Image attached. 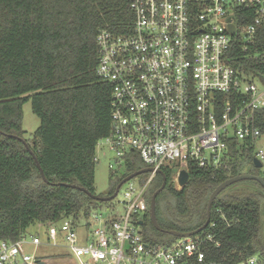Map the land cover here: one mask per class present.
<instances>
[{
    "label": "built area",
    "instance_id": "2783aa9c",
    "mask_svg": "<svg viewBox=\"0 0 264 264\" xmlns=\"http://www.w3.org/2000/svg\"><path fill=\"white\" fill-rule=\"evenodd\" d=\"M129 8L127 28L96 35V72L111 89V129L97 147L113 153V171L133 153L152 170L128 181L124 213L106 217L102 208L93 210L83 234L77 221L63 218L50 224L48 240L56 245L64 236L79 264H226L207 258L208 243L221 245L213 233L152 243L141 222L158 171L172 172L173 163L176 188L181 171L229 169L234 149H251L264 166V149L257 147L264 138L258 125L264 111V45L258 43L264 0H129ZM216 213L226 219L221 209ZM215 226L210 220L208 227ZM41 245L35 235L0 240V264H45ZM263 263L254 254L234 264Z\"/></svg>",
    "mask_w": 264,
    "mask_h": 264
},
{
    "label": "trees",
    "instance_id": "16d2710c",
    "mask_svg": "<svg viewBox=\"0 0 264 264\" xmlns=\"http://www.w3.org/2000/svg\"><path fill=\"white\" fill-rule=\"evenodd\" d=\"M132 19L129 0H0V240L20 239L36 222L88 218L108 203L53 184L75 183L96 193L97 144L111 129V89L96 72V35L104 28L121 32ZM258 43L264 45V26L258 31ZM29 101L40 124L27 139L23 105ZM258 125L264 134V111ZM11 135L25 139L50 183L42 179L26 144ZM129 158L122 169L111 173L108 194L127 175L145 167L136 153ZM253 158L251 149H234L229 169L191 170L180 190L174 187L172 173L164 170L167 185L156 201L159 225L178 231L202 226L209 196L219 184L242 173H259ZM162 183L158 175L147 193L148 205ZM169 193L182 221L162 220L161 200ZM211 220L216 226L200 235L213 233L221 245L205 246L209 260L234 264L254 254L264 259V243L256 239L261 224L256 196H218ZM142 221L148 242L166 244L177 238L156 229L149 212Z\"/></svg>",
    "mask_w": 264,
    "mask_h": 264
},
{
    "label": "rangeland",
    "instance_id": "374dc122",
    "mask_svg": "<svg viewBox=\"0 0 264 264\" xmlns=\"http://www.w3.org/2000/svg\"><path fill=\"white\" fill-rule=\"evenodd\" d=\"M40 124L39 118L33 113L31 102H26L23 105V129L25 130V138L30 139L33 133L36 131ZM257 147L264 149V138L260 139L257 143ZM97 156L99 161L96 163L95 167V189L96 193L102 196L108 195L109 187H110V175L113 170L109 168V164L114 162V155L112 152L102 149L101 146L97 147ZM115 167H117L115 165ZM172 172L176 173L178 170L177 164L173 163L169 165ZM260 170V174L264 175V166L262 168H258ZM139 178H135L133 182H138ZM131 182V181H130ZM130 182L124 184L121 191L117 195V197L102 206V214L103 216H112L117 213H124V205L121 201L124 200V195L127 192V188L130 185ZM174 187L176 188V183H174ZM180 190L181 187L176 188ZM170 195V196H169ZM168 197H164L161 200V209H162V220L165 221L176 218L179 221L182 219L175 212V200L169 193ZM221 198H230L236 199L247 196H256L260 200V216H261V224L257 234V240L259 243H264V190L260 185L253 181H243L235 183L225 190L221 192L219 195ZM160 202V198H158V204ZM143 217V215H141ZM88 218L81 216L77 221L78 233H82L84 231V225L88 223ZM58 224L60 223L57 222ZM58 226V225H57ZM50 224L43 222H36L30 225L27 228L26 235L29 238L30 235H35L40 238L42 245L38 249V255L41 256L42 261L45 264H79L76 257L69 251L66 247V241L63 237H59L56 241V245H53L54 242L48 240V229ZM27 249L32 252V246H28Z\"/></svg>",
    "mask_w": 264,
    "mask_h": 264
},
{
    "label": "water",
    "instance_id": "95a60500",
    "mask_svg": "<svg viewBox=\"0 0 264 264\" xmlns=\"http://www.w3.org/2000/svg\"><path fill=\"white\" fill-rule=\"evenodd\" d=\"M232 30H233V27H232ZM11 136L18 138L19 140H21L22 142H24L26 144L27 148L29 149V151L31 152V154L33 155V157H34V159L36 161V164H37V166H38V168L40 170L42 179L45 182L50 183L48 181V179L46 178L45 172H44L43 168L41 167L38 158L36 157V155L34 154V152L31 150V148L29 147V145L25 141V139L24 138H21V137H18V136H15V135H11ZM253 164L257 168H262L263 167L262 162L259 161L257 158H254L253 159ZM151 170H152V168L146 167V168H142V169H140L138 171H135V172L127 175L125 178H123L119 182V184L117 185L114 193L108 194V195H105V196H102V195L93 193V192L89 191L88 189H86L85 187H82V186H80L78 184H75V183H63V182H60V183H56V184H53V185L65 186V187H69V188H73V189L80 190V191L86 193L88 196H90L92 199H94V200H96L98 202H110V201L114 200L117 197V195L119 194V191H120L121 187L126 182L130 181L131 179H133V178H135L137 176H140V175H142L144 173H147V172H149ZM158 172L163 177V183L152 194L151 201H150V204H149V214H150V218H151V221H152V223H153V225L155 226L156 229H158L160 231H163V232H165V233H167L169 235L175 236V237H191V236L197 235V234L201 233L202 231H204L209 226V224H210L211 215H212V207H213V204H214L215 200L221 194V192H223V190H225L229 186H231V185H233L235 183H238V182H243V181H255L260 186H262L264 188V177L262 175H259V174L242 173V174H239V175L230 177V178L226 179L225 181H223L221 184H219L211 192V194L209 196V199H208V202H207L206 220H205V222H204V224L202 226H200L199 228H197L195 230H192V231H178V230L163 229L159 225L158 220H157V216H156V201H157L158 195L166 187L168 180H167V177H166V175H165V173L163 171L160 170ZM189 178H190V174L188 172L181 171V173L179 175V179H178L179 185L181 187L185 186L188 183Z\"/></svg>",
    "mask_w": 264,
    "mask_h": 264
},
{
    "label": "flooded vegetation",
    "instance_id": "af4514ba",
    "mask_svg": "<svg viewBox=\"0 0 264 264\" xmlns=\"http://www.w3.org/2000/svg\"><path fill=\"white\" fill-rule=\"evenodd\" d=\"M258 170H259V169H258ZM258 170H257V171H258ZM257 173H258V172H257ZM258 174H259V175H261V174H260V171H259V173H258ZM262 176L264 177V175H262ZM261 187H262V186H261ZM262 189L264 190V188H263V187H262Z\"/></svg>",
    "mask_w": 264,
    "mask_h": 264
}]
</instances>
